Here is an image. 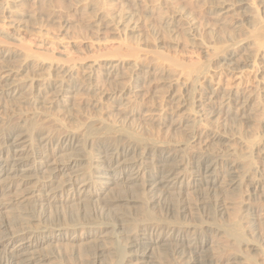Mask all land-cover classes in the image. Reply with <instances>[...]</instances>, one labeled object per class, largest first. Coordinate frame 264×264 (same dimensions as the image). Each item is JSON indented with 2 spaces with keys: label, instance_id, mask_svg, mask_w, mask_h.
I'll use <instances>...</instances> for the list:
<instances>
[{
  "label": "bare ground",
  "instance_id": "6f19581e",
  "mask_svg": "<svg viewBox=\"0 0 264 264\" xmlns=\"http://www.w3.org/2000/svg\"><path fill=\"white\" fill-rule=\"evenodd\" d=\"M62 1L63 0H61V2ZM97 1H94V2L97 3ZM105 1L106 0H102V2H105ZM164 1H166V0H164ZM215 1H217V0H215ZM221 1L220 2L222 4H220L219 7L217 6L218 14H219V12H223L225 14H230V16H235L241 10H244V9L245 10H251L252 8H254L253 5L256 4L255 1L260 2V4L261 3L264 4V0H233L231 3H229L227 0H221ZM54 2L56 4L57 1L55 0ZM58 2H59V0H58ZM68 2H70V1H68ZM81 2H79V3L81 4ZM85 2H87V0ZM102 2L100 3L98 1L99 4H102ZM197 2H199V0ZM202 2H204V1H202ZM82 3L84 4V2H82ZM88 3H89V1H88ZM105 3H107V2H105ZM109 3L106 5H109ZM174 3H176V2H174ZM174 3H172V4H174ZM186 3H185V5H186ZM204 3H202V4H204ZM178 4H176V5H178ZM202 4H200V6H203ZM216 4H219V3H216ZM260 4H258V6ZM1 5L3 6L2 2H1ZM170 5H171V3H170ZM174 7H171V8H174ZM38 8H40V7H38ZM94 8H95V6H94ZM255 8H258V7H255ZM69 9H70V7H69ZM174 9H171V10H174ZM64 10H65V8H64ZM102 10H100V11H102ZM122 10H123V8H122ZM177 10H178V7H177ZM175 11H176V9H175ZM0 12H2V11H0ZM11 12H13V11H11ZM14 12H17V11L14 10ZM59 12H61V11H59ZM109 12L110 11H108L107 13H109ZM191 12H193V11H191ZM257 12H259V10ZM262 12H264V8H262ZM51 13H53V12L51 11ZM178 13H179V11H178ZM178 13H177V15H178ZM254 13H256V11ZM189 14L192 15V13H190V12H189ZM198 14H197V16H198ZM260 14L261 13H259V15ZM82 15H84V14H82ZM170 15H172V14H170ZM187 15H188V12H187ZM252 15H253V13H252ZM256 15H258V14H255L254 16H256ZM88 16H89V14H88ZM92 16H91V18H92ZM167 16H168V14H167ZM181 16H183V18H184V15L180 14V18H182ZM193 16H194V14H193ZM254 16H252V17L250 16L252 18V20L254 19V21L255 20L257 21L259 19L258 17H260V16H258V17L256 16V18H257L256 19ZM80 19H82V18H80ZM108 19H109V17H108ZM114 20H113V22L107 21L108 25L106 24L107 27L105 26V28L110 27V28H113L114 30H117V26L115 25L117 23L111 24V23H114ZM172 20H173V18H169L168 20L165 21L167 26L169 25L170 22H172ZM258 21L260 22L262 20H258ZM259 22H257V23H259ZM192 24H193V22H192ZM226 24H228V23H226ZM224 25H222V26H224ZM96 26H99V25H96ZM181 27H182V25H181ZM96 28L99 32V31H102L101 29L103 28V26H102V28H99V27H96ZM222 29H224V28H221V30ZM126 30H128V29H126ZM119 31H120V29H119ZM225 31H226V29L224 30V32ZM206 32H208V31H206ZM227 32H229V31H227ZM248 34H249V32H248ZM251 34H252V36H250ZM251 34L249 35L251 38L250 37L249 38L253 40L252 44L251 43H245V42H244V44L238 43L236 45H233L232 47L230 46L229 48L228 47L226 48V46L224 45L227 51H225V53L223 54L224 56H222V59L219 61V64L222 67L221 69L224 68L226 70L236 72V71H239L243 68H251V69L255 68L256 69V67H257V70L259 71V65L263 64L264 58L261 57L263 59V62H261V64L259 61H257L258 62L257 63L256 59L258 58V55H257L258 53L257 54H255L254 52L251 53V54L254 53L255 58L257 55V58L253 60V58H254V57H252L253 55L251 56L250 54H248L249 53L248 48H250L251 51H253L252 50L253 47L256 48L257 51L260 48H262V50L264 49V25H260L259 28L257 29V31H255L253 33L251 32ZM210 39H212V38H210ZM227 40H229V39L227 38ZM246 45H248V46H246ZM222 46H220V47H222ZM0 47H1V44H0ZM27 48H28V46H27ZM27 48H24L25 51L23 49H20V50L24 51L23 56H20V55L18 56V57H21L20 60L24 63L23 64L21 62V64L25 65L26 69H28L32 65H35V67H40L41 64H39L40 63L39 61L43 60V63H45L46 61L44 62V60H47L49 62V64L46 66L44 64H42V66L44 65L43 68L48 73V75H47L48 78L44 79V82H42V83H39L38 81H36L37 77L34 78L35 80L31 79L32 81L29 80L30 82H26V83H23V82L19 83V84H17V83L14 84V82L9 83V81L11 80V77L15 75L14 72H12V69H10V66H12L11 63L14 64V62L16 60L11 58V57H8L9 54L6 55V53H3V51H2V53L0 52V103L5 102V101L7 102V100H10V101L15 100L18 102V104L20 106L32 105L35 107L37 105H40L42 107H46L47 105H49V107H46L43 109L44 110L46 109V111L48 110L49 112L59 113L61 111V108H65V104H67V101L69 100V97L67 95H69L70 93L77 92L75 94L81 93V95L84 94L85 96H88V97L90 95H96L98 98L99 97L98 95H100V94L103 95V92H101V90H100L101 87L99 88V86H100L99 83L100 82L106 83L107 80H109L110 78L113 77V74L110 75V73L108 72L107 74L105 73L106 75L105 74L103 75L105 77V80L104 79L98 80L99 77L95 78L94 75L96 73H94V72H98L97 70L102 64H100L97 69L95 68L96 67L95 64H90L87 67H84L83 74L85 71H88V72L87 73L85 72V75L82 79L73 73L74 75H76L78 77V79H77L78 81H76L77 77L71 73L74 65H73V67H71L69 65L71 67V68L69 67V69H67V66H65L66 68H63L60 62H58V63L61 66L59 64H57L56 58L54 60H52L53 58L51 55H50L51 57H48L47 54L43 55V53L42 54L40 53V55H38V54H36L37 52L32 53L33 50L30 51ZM225 48H224V50H225ZM17 50H19V49H17ZM219 50L217 49V51H219L217 53L221 52V48H219ZM224 50L222 47V51H224ZM128 51H129V53H127L128 58L137 56V55H135L136 50L134 51L133 49H130ZM221 54H222V52H221ZM129 55H130V57H129ZM158 55H160V54H158ZM245 55L247 57H244ZM105 56L106 55H104V57H102V60L108 58V56H106V58H105ZM248 56H251V57H248ZM137 58H138V56H137ZM157 58H158V56H157ZM159 58L163 59V60L166 59V58H164V56L162 54L159 56ZM109 59H111V56H109ZM109 59L105 60V62H104L105 64L104 63L103 64L106 67H107V65H109L108 69H109V67H111L110 69L114 68L117 71V69L119 68V65H120L119 61L122 60V58H120V60L118 59L119 61L116 59L117 62H115L114 59H113L114 61L112 59H111L112 61L111 60L109 61ZM160 59H159V61H160ZM17 61H18V59H17ZM124 61H122V62H124ZM144 61H146V60H144ZM69 62H67V63L69 64ZM78 62H79V64L81 63V61H78ZM137 62H139V61H137ZM64 63H65V61H64ZM72 63L74 64L75 61L73 62V60H72ZM95 63L97 64V61H95ZM170 63H171V65L174 66V68H176V67H177L176 69L180 68L179 70L182 71L181 75L182 76L184 75V77L186 76L187 79H192V80H189L187 82L193 81V84H194V82L197 83V80L199 79L198 77H200L199 75H201L203 72V68L200 67V65L194 66V63L191 65L190 64L186 65L185 63L184 64L178 63V61H176V60L172 61ZM9 64H11V65L8 66ZM82 64H84V63H82ZM133 66H135V70H140V68L138 67L137 64L136 65L134 64ZM196 66H197V68H195ZM75 67H76V65H75ZM122 67H123V64H122ZM140 67H141V64H140ZM205 67H206V65H205ZM35 69H33V71ZM133 69H134V67H133ZM143 69L141 68V71H142L141 73H139V72L136 74L133 73L135 75H130L132 73H129L128 75L126 74L127 76H124L123 74H122V76L114 75V78L117 80L115 82H119L116 84H120L122 82V85L124 87L130 86V87H132V89H133V87L138 88V86H140V84L142 82H144V78H146L148 76H153V75H147L150 73L148 71V69H147V71H143ZM131 70H132V68H131ZM131 70H129V71H131ZM37 71H39V69H37ZM133 71H131V72H133ZM92 72L94 73V75L92 74ZM102 73H101V75H102ZM138 74H142V75L140 76ZM194 74H195V76L196 75L197 76L195 78H192V75H194ZM34 77H35V75H34ZM112 82H114V80H112ZM177 82H178V80H177ZM108 83L110 84L111 81H109ZM184 83L182 84L183 86H184ZM116 84H114V85H116ZM193 84H191V85H193ZM199 84L200 83H198V85ZM172 85H174V84H172ZM101 86H102V84H101ZM196 86H195V88H194V85H193V87L191 86L192 89H189V87L187 86L188 89H184L187 92H189L187 94H189V96L191 95L193 101L196 98H198V100H195V101H197L196 102L197 104L195 105V107L193 105H191V106H193L194 109H198L197 112L198 111L199 112L202 111V113L206 112L210 116L214 115V114L215 115L219 114V116H220L222 113L223 114L229 113L231 115L239 117L245 112L244 110H246V107H248V105L252 99V96H251L252 94L247 95L244 93H239V91L237 93L235 92L233 94L231 92H226V91L219 92V91H215L214 89H213L214 91L212 89L209 90V87L205 88V87H203L204 85L200 88H198V87L196 88ZM206 86H208V85H206ZM118 87H120V85H118ZM123 88H122V90H123ZM127 88H129V87H127ZM119 90H121V89H119ZM129 91H130V89H129ZM129 91H128V93H129ZM177 92H180V91L178 90ZM183 92H185V91H183ZM122 93H124V92L121 91L120 94H122ZM81 95H79V96L81 97ZM185 95L186 94H184V93H180L179 96H181L183 98L186 97L188 100L189 98ZM65 96L68 97V100L64 99ZM76 96H78V95H76ZM173 96H175V95H173ZM116 97L117 96H113V98H115V100H117ZM92 98H93V96H92ZM185 99H183V100L185 101ZM180 100L181 99L179 98V102H180ZM256 100H257V98H256ZM193 101L191 104H194ZM260 103H262V102H259V101L256 102V104L263 111L264 106L261 105ZM160 105H162V104H160ZM257 105H256V107H257ZM183 106H185V107L188 106V108H189L188 104L183 105ZM88 107H89V105H88ZM180 107L182 108V106H180ZM193 107H192V109H193ZM21 108L23 109V107H21ZM179 108H178V110H180ZM166 109H168V108H166ZM186 109H187V107H186ZM1 110H2V108H1ZM62 110H64V109H62ZM91 110H93V109H91ZM14 111L12 113H14L15 116L19 114V113H17V110H14ZM189 111H192V110L191 109L188 110V113H189ZM68 112H69V110H68ZM161 112H162V110H161ZM61 113H63V112H61ZM66 113H67V111H66ZM190 113H189V115H190ZM195 113H196V110H195ZM52 114H54V113H52ZM197 114H196V116H197ZM263 114H264V112H263ZM26 115H27V113L24 114V116H26ZM45 115H48V114H45ZM156 115H157V113H156ZM199 115L201 116V113ZM208 115H206V116H208ZM86 116H88V115H86ZM204 116L205 115L203 114V118H204ZM10 117H13V116H10ZM82 117H84V116H82ZM18 118L20 119L21 117L17 116L16 119H18ZM36 118H38V116H34V117H30V118H28V117L23 118L22 117L20 123L17 122L18 124H16L14 122L15 125H14V123L11 125H5L6 123L4 124L3 120L0 118L2 120V121L0 120V264H47L50 260L55 258L54 255L47 254L46 252H44V250L47 247H50L53 244H56L57 242H62V241L66 242L65 244H67L66 245L67 247H71V245L74 246L75 243H78V242L82 243V242L90 240V239H92L93 243H94L92 250H90L91 248L89 250L87 249L88 251H87L85 256L79 258L75 263L71 262V264H102V260L106 257V256H104V254L109 252V251H108V248H106V246L99 245L98 242H100V241H98V240L99 239H105L108 236H111V238L113 237V240L116 241L119 238L118 234H120L122 230H124V232L127 235L123 234V235H125V238L123 237L124 238V244H123L124 246L120 248V251L116 250V251H118V253L114 252L117 254V258H116L117 261L115 260L116 261V262H114L115 264H202L203 261H201V260H204L205 258H207V260H205L204 263L209 262L208 264H211L212 259H213L211 257V255L209 257H207V255L205 257V255H204V253L206 252V251H204V246L206 244L207 239L205 241H203L206 237L205 238L203 237L204 238L203 240H201V238H200L202 236V234H204L205 232L210 231V230L207 229L206 231L205 230L203 231V230L196 229L193 227H190V228L186 227L187 225L186 226H184L185 224L182 225V223L178 222L179 221L178 219L180 218L181 215H184V214L186 215V213L189 212L190 210H193L196 208L198 210V208L200 207L199 203H202L203 201H208V200L213 202V210H214L213 214L216 215V213L224 212L227 209L226 203H224V201H218V199H217V201L213 200L212 199L213 197H217L216 193L213 194L215 196L210 195L211 194L210 192H215L213 189H214V187H216V184L218 183L219 178H221V183L225 186V188H227V189L233 188L234 190L238 191L237 193H239V191L240 192L242 191L243 193L247 194L246 196H248L250 198H251V195H254L253 192L258 191V189L260 190V188H261L260 187L261 185L259 186L257 184V182L255 183L254 181L252 182V181L248 180V173L250 171L248 173L244 172L246 169L244 166L248 167L252 161L251 162L249 161L250 163L247 162L246 163L247 165L244 164L243 166H242V163L245 162L246 159L248 161L249 157H246L244 155L246 157L245 161L243 160V162L241 163L240 161H238V159L234 158V156L236 155L237 158H239L242 161V159H241L242 156L240 155L241 158L238 157V155L235 154L236 150L234 148H231V150H233V149L235 150L233 152L234 154L233 153L224 154V153H226V152H224L226 150V148H225V150H222L224 152L223 154H219L218 153L219 151L216 152L218 154H215V153L213 154L210 152L208 153L206 151L205 152L203 151L204 147L202 148V145H205L207 143V141L210 142L212 140H218V141L228 143L231 141V138L227 139V138H223V137H219V136H213L212 140H208V137L205 139V138H203L204 133L202 134L201 130L199 128L198 129L200 131L198 129L194 128V127H196V125L195 126L192 125V126H194L193 127L194 129L193 130L191 129L192 131H189L190 133H189V136H187L186 142L183 143L182 141H180V142H182L181 144L176 143L174 145L175 142L173 144L167 142L166 139L164 138V136H166V135H162L158 130H156L157 132H155V135H153L152 139H150L148 142H144V140L138 139L139 136H137V135H134V134L128 133V132H124V129H123V131H121L120 130L121 128L119 129L117 126H115L116 128L114 126H111V125H113L112 123H114L115 121H113L111 123V125H107L108 123H106L107 122L106 118H105L106 120L104 123L102 122L103 119L97 120V118H96L95 120L92 119V120H89L88 122H85V124L80 123L79 126H76L75 128L72 127V129H70L69 127H67V124L64 122L66 120H64V119L59 120V119H56V117H55L56 120H55V122L53 121L55 123V124L53 123L54 126L52 124L51 125L53 127L50 125L53 129L52 130L46 129L47 131H45L44 128H42L40 125L39 126L41 128L38 127V125L35 122ZM65 118H66V116H65ZM101 118H102V116H101ZM66 119H68V118H66ZM115 119H116V117H115ZM201 119H200V121H202ZM52 120L53 119H51V121ZM175 120H177V119H175ZM47 121L45 120V122H47ZM71 121H72V119H71ZM8 122H10V120H8ZM82 122H84V121H82ZM133 122H134V120H133ZM151 122H153V121H151ZM158 124L160 126V123H158ZM193 124H195V123H193ZM115 125H116V123H115ZM258 125H260V124H258ZM171 126H170V128H171ZM151 127H152V125H151ZM160 127H163V126H160ZM167 127H169V125ZM209 127H211V126H209ZM117 128H118V130H117ZM158 129H160V128H158ZM162 130L164 131V129H162ZM239 133H238V135H239ZM168 135L169 134H167V137H169ZM232 135H234V134H232ZM142 137H145V135H143ZM241 138H242V136H241ZM203 139H205V140H203ZM241 141H242V143H244L243 140H241ZM247 142L250 146L255 145V147H258L257 146L258 142L255 143L254 141H252V139L251 140L249 139V141H247ZM211 143H213V142H211ZM227 145H229V144H227ZM255 147H254V149H255ZM245 148L246 147H244V149ZM230 152H232V151H230ZM248 155H250V154H248ZM243 159H244V157H243ZM148 160H149V162H148ZM79 166H84V167L81 171L79 169H78V171H75V170H77L76 168ZM253 166H255V165H253ZM261 173H263V172H261ZM189 180H191L190 183H189ZM110 184H111V186L118 188V191H117V189H116V191H113L114 193L111 195V197H109L107 199H103V200L100 199L99 198L100 197V195H99L100 191L103 190V188L105 186L110 185ZM182 184H185L186 188H189L191 190H196L198 192V194L195 197L193 196L194 197L193 200L191 199V201H187V200H183L181 198V195L178 191L179 190L178 188ZM130 185L133 187H129ZM256 185H258V188L256 187ZM100 187H102V188H100ZM221 188H222V186H221ZM175 190H177L178 192H176ZM174 191H175L176 195L172 193ZM261 193H263V192L261 191ZM174 195H175V197H174ZM167 198H171V199H167ZM74 202H78L79 204H81V208L78 209V211L76 210V213H74L75 211L72 212L73 210L71 212L63 210V208L66 205L72 204ZM138 204L142 205L144 207V209L142 208L141 212L139 211L140 214L137 215V217H136V215H134L132 217V215L126 214L124 212V210H126L125 208H129V207L132 208L134 205H138ZM58 206H60V208H62V210L59 211ZM140 208H139V210H140ZM156 208L157 209L159 208L158 209L159 211H157L158 213L155 212V210H157ZM136 210H137V208H136ZM6 212H8L10 214V217L9 216L6 217L3 215V213L7 214ZM190 214H191V212H190ZM138 217L139 218L141 217V220L137 219ZM234 219H236V218H233L232 221ZM236 221H237V219H236ZM194 223H196V222H194ZM234 223H233V228H231V230H229V232H228L227 228H225L227 231L226 230H224V231L229 233L230 237H229V235H227V234L226 235L231 239L232 243H234V246L239 247L242 243H245V240L248 237L245 239V236H243L244 233L242 234V232H239V231H241L240 225L238 226L239 223L238 224L237 223L234 224ZM231 224H232V222H231ZM221 229H223V228H221ZM185 238H189V240H187V239L185 240ZM244 245L248 246V242L246 241V243ZM255 245H256V242H255ZM257 246H258V244H257ZM262 249H263V247H262ZM226 250H227V248H226ZM152 251H154L155 253H157V251L158 252L160 251L161 254H157V256L154 254L156 257V259H155ZM238 251H240V250H238ZM235 252H236V250H235ZM217 253H219V252H217ZM211 254H213V253L211 252ZM158 255L160 257H158ZM203 255H204V257H203ZM235 255H237V254H235ZM213 257H215V256H213ZM248 259H249V256H248ZM256 259H258V257ZM57 260H56V262H58ZM73 260L74 259H71V261H73ZM105 260H107V259H105ZM108 260H110V259H108ZM250 260L251 259H249V261ZM226 261H224V262L227 263L228 261L227 262ZM106 262H108V261H106ZM219 262H220V260H219ZM251 262H252V260H251ZM67 263L69 264L68 261H67ZM235 263H237V262H235ZM216 264H218V263L216 262ZM254 264H257V263L255 262ZM258 264H260V263H258ZM261 264H264V263H261Z\"/></svg>",
  "mask_w": 264,
  "mask_h": 264
},
{
  "label": "rangeland",
  "instance_id": "374dc122",
  "mask_svg": "<svg viewBox=\"0 0 264 264\" xmlns=\"http://www.w3.org/2000/svg\"><path fill=\"white\" fill-rule=\"evenodd\" d=\"M54 1L55 0H5V1L0 0V9H1L0 11H2V12H0V44H1L0 52L2 53V51H3V53H6V55L9 54L8 57H11V58L16 60L15 61L16 63L15 62H14V64L11 63L12 66H10L11 64L8 65V66H10V69H12V72H14V74H15L14 76L11 77V80L9 81V83L10 82H14V84H16V83L19 84L22 82L26 83V82L32 81L31 79L35 80L34 78H36V77H37L36 81H38L39 83H42V82H44V79L48 78V76H47L48 73L43 68L44 65L46 66L49 64V62L47 60H44V62L45 61L46 62L43 63V60L40 59L41 61H39L40 62L39 64H41L40 65L41 68L35 67V65H32L34 68L31 66L28 69H26V66L23 65L24 63L20 60L21 57H18V56L19 55L23 56L24 51H25L24 48H27V46H28L27 49H29L30 51L33 50L32 53L37 52L36 54H38V55H40V53L41 54L43 53V55L47 54L48 57L52 56V58H53V59L51 58L52 60H54L56 58L57 64H59L58 62H60L63 68H66L65 66H67V69H69L70 66L73 67V65H74L71 73L76 74L81 79L84 77L85 72L86 73L88 72V71H85L83 74L84 67H87L90 64H95L96 69L99 67L100 64H102L100 66L101 68L100 67L98 68V70H97L98 72H94V73H96L95 74L96 76L92 72V74L94 75L95 78L99 77L98 80L99 79L105 80V77L103 75L105 73L107 74L108 72L110 73V75L113 74V77L110 78L109 80H107L106 83H101V82L99 83L100 84L99 88L100 87L102 88V89L100 88V90H101V92H103V95H104V96L102 94L98 95L101 99L99 97L97 98L96 95H90L88 97V96H85L84 94L81 95V93L75 94L77 92L70 93L71 95L70 94L67 95L69 97V100H68L67 96L64 97V99L68 100L69 102L67 101V104H65V108H61V111L59 113L49 112L48 110L46 111V109L45 110L43 109V108L49 107V105H47L46 107H42L40 105H37L34 107L32 105L20 106L18 104V102L15 100H12L13 102L10 100H7V102L6 101L1 102L2 104L0 103V110L2 108L3 111L2 110L0 111V118L2 119L4 117L2 119L4 124L6 123L5 125H11L14 122L16 124H18L21 122L22 117L23 118L24 117L30 118V117L38 116V118L35 119L36 124L38 125V127L41 126L42 128H44L45 131H47L49 129H51V130L53 129L52 127L54 126V124H55L54 122L56 119L66 120V121H64V120L63 121L67 124V127L72 129V127L75 128L76 126H79L80 123L85 124V122H88L89 120H92V119L95 120L97 118V120L103 119V121H102L103 123L107 119L106 120L107 121L106 123H108L107 125H111V123L113 121H115L114 123H112L113 125H111V126H114V127L117 126L119 129L121 128L120 129L121 131H123V129H124V132H128V133H132L134 135H137V136H139L138 139L144 140V142H148L150 139H152L153 135H155V132H157L156 130H158L162 135H166V136H164V138L166 139L167 142H169L171 144H173L175 142L174 145L176 143L181 144L182 142L183 143L186 142L187 136H189V133H190L189 131H192L194 128H196V129L199 128L201 130V133L202 134L204 133L203 138L206 139L208 137V140H212L213 136H219V137H223V138H227V139L231 138V141L228 143L218 141V140H212L210 142L207 141V143L205 145H202V148L204 147L203 151L204 152L206 151L208 153L210 152L213 154L214 153L215 154H218V153L223 154L224 152H226L224 154H230L236 150L235 154H237L238 157H240V158L242 156V158H241L242 161L239 158H237L236 155L234 156V158L238 159V161H240L241 163L243 162V160L245 161L246 157H249L248 161L246 159V161L242 163V166H243L247 162L250 163L252 161L250 165L248 164L249 165L248 167L244 166L246 169L243 167L245 169L244 172L248 173L250 171L248 173V180H250L252 182L254 181L255 183L257 182V184L259 186L261 185L260 190L263 193H261V191L258 189V191L253 192L254 195H251V198H250V197L246 196L247 194L243 193L242 191L241 192L239 191V193H237L238 191L234 190L233 188L232 189L225 188V186L221 183V178H219V181L216 184V187H214V189H213L215 192H210L211 193L210 195L215 196L213 194L216 193L217 197H213L212 199L215 201H217V199H218V201H224V203H226L227 209L224 211L225 213L224 212L216 213L217 216L215 214H213L214 213L213 202L208 200V201H203L202 203H199L200 207L198 208V210L196 208V209H193V210H190L189 212H187L186 215L185 214L181 215L180 218L178 219L179 220L178 222L182 223V225L185 224L184 226L187 225L186 227H189V228L193 227V228L200 229L203 231L204 230L206 231L207 229L210 230V231H207L204 234H202V236L200 238H201V240H203L206 237L203 241H205L207 239L206 244L204 246V251H206L207 253L205 252L206 254L204 253V255H205V257H206V255H207V257H209L211 255V257L213 258L211 264H214V263L216 264V262L218 264H227V263L228 264H247V263L248 264H254L255 262L257 264L258 263H260V264L264 263V191H263L264 190L263 189L264 188V150H263L264 149V114H263L264 110L262 111V109H260V107L256 104V102L259 101V102H262L263 104L262 103H260V104L264 106V62L262 59V58H264V49L262 50V48H260L257 51L256 48L251 47L253 50V51H251V49L248 48V50H249L248 54H250L251 56L253 55L252 56V57H254L253 60L256 59L257 55H258L256 62L259 61L260 64H261V62H263V64L259 65V71L260 72L257 70V67H256V69L255 68H253V69L243 68L239 71L233 72V71L226 70L224 68L221 69L222 67L219 64V61L222 59V56H224L223 54L225 53V51H227L226 50L227 47L228 48L230 46L232 47L233 45H236L238 43L244 44V42L245 43H251V44L253 43V40L250 39L251 38L250 36H252L251 32L253 33L255 31H257V29L259 28L260 25H264V17H263L264 12H262V8H264V4L263 3L260 4V2L255 1L256 4L254 3L255 4V5H253L254 8H252L251 10H245L244 9V10H241L235 16H230V14H225L223 12H219V14H218L217 6L219 7V5L222 4L221 0H217V1L208 0L209 2L207 0H199V2H197L198 0H191V1L190 0L189 1L188 0L187 1L186 0H175V1L174 0H170V1L169 0H166V1H164V0H106L105 2H107V3L102 2V0H98L100 3L102 2V4H99L97 0H91V1L87 0V2H85L86 0L85 1L84 0H63L62 2H61V0H59V2H58V0H56L57 5L55 4ZM68 1H70V2H68ZM81 1L84 2V4ZM88 1H89V3L90 2L91 3L89 4ZM94 1H97V3ZM202 1H204L205 3ZM227 1L229 3H231L233 0H227ZM1 2H2L3 6L1 5ZM79 2H81V4ZM174 2H176V3H174ZM108 3H109V5H106ZM170 3H171V5H170ZM172 3H174L175 5ZM185 3H186V5H185ZM202 3H204V4H202ZM216 3H219V4H216ZM176 4H178V5H176ZM200 4H202L203 6H200ZM258 4H260V5L258 6ZM94 6H95V8H94ZM107 6L108 7L110 6V7L108 8ZM38 7H40V8H38ZM69 7H70V9H69ZM171 7H174L176 9V11L174 8H171ZM177 7H178V10H177ZM255 7H258V8H255ZM64 8H65V10H64ZM122 8H123V10H122ZM170 8L174 9V10H171ZM57 9L61 12H59ZM10 10L13 12H11ZM14 10L17 12H14ZM100 10H102V11H100ZM254 10L256 11V13H254L255 12ZM258 10H259V12H257ZM51 11L53 13H51ZM108 11H110L111 13L110 12L107 13ZM178 11H179V13H178ZM191 11H193V12H191ZM187 12H188V15L190 17L187 15ZM189 12L192 13V15L189 14ZM169 13L172 15H170ZM177 13H178V15H177ZM252 13H253V15H252ZM259 13H261V14L259 15ZM82 14H84V15H82ZM88 14L90 17L88 16ZM167 14H168V16H167ZM180 14L184 15V18H183V16H181L182 18H180ZM193 14L195 17L193 16ZM197 14L199 17L197 16ZM255 14H258V15H256L257 17L260 16V17H258L259 18L258 20H262V21L259 22L258 20L257 21L255 20L256 21L255 22L254 19L252 20L251 17L254 16ZM91 16H92V18H91ZM256 16H254V17L256 18ZM108 17H109V19H108ZM80 18H82V19H80ZM169 18H173L174 21L172 20V22H170L169 25L167 26L165 21L168 20ZM113 20H114V23H111V24L117 23L118 25L117 24H115V25L117 26L118 31L120 29L119 32L117 30H114L113 28H110V27L105 28L106 24L108 22H113ZM191 21L193 22L194 25L192 24ZM257 22H259V23H257ZM226 23H228V24H226ZM180 24L182 25V27ZM96 25H99V26H96ZM222 25H224V26H222ZM102 26H103V28H102ZM96 27L102 28L101 29L102 31L98 32ZM221 28H224V29H222L223 31L221 30ZM126 29H128V30H126ZM225 29H226V31L224 32ZM206 31H208V32H206ZM227 31H229V32H227ZM248 32H249V34H248ZM210 38H212V39H210ZM227 38L229 40H227ZM224 45L226 46V48ZM220 46L223 47V50L225 48V50L222 51V47H220ZM246 46H248V45H246ZM218 47L221 48L222 54H221V52L217 53L220 51ZM17 49H19V50H17ZM20 49H23L24 51L20 50ZM130 49H133L134 51L136 50L135 55H137L138 58H137V56H135V57L137 59L135 57H131V58L127 57L128 56L127 53H129L128 50H130ZM217 49L219 51H217ZM252 52H254L255 54L258 53L256 55V58H255L254 53L251 54ZM158 54H160V55L162 54L164 56V58H166V59L165 60L160 59L159 58L160 55H158ZM104 55L108 56V58L103 59L104 60L103 61L102 57H104ZM106 56H105V58H106ZM109 56H111V59L112 60L114 59L115 62H117L116 59L120 60V58H122V60H120V61L118 60L120 62V65L118 64L119 68L117 69V71L114 68L110 69L111 67H109V69H108L109 65H107V67L104 65L105 60H108ZM157 56H158V58H157ZM251 56H248V57H251ZM129 57H130V55H129ZM244 57H247V56L245 55ZM17 59H18V61H17ZM111 59H109V61ZM159 59H160V61H159ZM72 60H73V62L75 61L74 64L72 63ZM144 60H146V61H144ZM175 60L178 61V63H182V64L185 63L186 65L187 64L191 65L194 63V66L200 65V67L203 68V72L201 74L202 76L199 75L200 77H198L199 79L197 80V83L194 82V84H193V81L187 82V81L192 80V79H187V77L186 76L184 77V75L182 76L181 75L182 71L179 70L180 68L176 69L177 67L174 68V66L171 65L170 62L175 61ZM64 61H65V63H64ZM78 61H81V63L79 64ZM95 61H97L98 65L95 63ZM122 61H124V62H122ZM137 61H139V62H137ZM21 62L23 64H21ZM67 62H69V64ZM82 63H84V64H82ZM42 64H44V65L42 66ZM122 64H123V67H122ZM134 64L135 65L137 64L138 67L140 68V70H135V66H133ZM140 64H141V67H140ZM75 65H76V67H75ZM205 65H206V67H205ZM132 66L134 67V69ZM197 66L195 68H197ZM131 68H132V70H131ZM141 68L142 69L144 68L143 71H147V69H148V71L150 73L152 72L153 74L149 73L147 75H153V76H148V77H146L147 79L144 78V82H142L140 84V86H138V88L136 87L137 89L134 87L132 89V87H130V86L124 87L122 85V82L120 84H116L119 82H115L117 80L114 78V75L122 76V74H123L124 76H127L129 73H132L130 75H135L138 72L139 73L142 72ZM33 69H35V70L33 71ZM37 69H39V71H37ZM129 70H131V71L134 70V71L131 72ZM101 73H102V75H101ZM133 73H135V74H133ZM34 75H35V77H34ZM76 75H74V76H76ZM138 75L141 76L142 74H138ZM196 76L194 74V75H192V78H195ZM78 77L76 78V81H78L77 80ZM184 79L185 80L187 79V80L185 81ZM112 80H114L115 83L112 82ZM177 80H178V82H177ZM109 81H111L110 84L108 83ZM183 83H184V86L182 85ZM190 83L194 85V88L196 85H197L196 88L197 87L200 88L204 85L203 87H205V88L209 87V90L214 89L215 91H219V92L226 91V92H231L234 94L235 92L237 93L239 91V93H244L247 95L252 94L251 95L252 99H251V102L249 103L248 107H246V110H244L245 112L239 117H236V116L231 115L229 113L228 114L222 113L220 116H219V114H217V115L214 114V115L210 116L206 112H203V113H202V111L197 112L198 109H194L195 105L197 104L196 103L197 101H195V100H198V98H196L194 100L195 101L194 102L192 100L191 95L189 96V94H187L189 92L184 90V89H188V87H189V89H192L191 86L193 87V85H191ZM198 83H200L199 84L200 86L198 85ZM101 84H102V86H101ZM114 84H116V85H114ZM172 84H174V85H172ZM118 85H120V87H118ZM206 85H208V86H206ZM127 87H129V88H127ZM122 88H123V90H122ZM119 89H121V90H119ZM129 89H130V91H129ZM177 89L180 92H177L178 91ZM121 91H123L124 93L120 94ZM128 91H129V93H128ZM183 91H185L186 93ZM180 93L186 94L185 96H187L189 99L187 100L186 97H185L186 98L185 99V98L179 96ZM172 94L175 96H173ZM76 95H78V96H76ZM79 95H81V97ZM92 96H93V98H92ZM113 96H117L116 97L117 100H115V98H113ZM179 98L182 101L180 100V102H179ZM256 98H257V100H256ZM183 99H185V101ZM192 101L194 104H191ZM186 103L189 105V108H188V106H186L187 109L185 106H183V105H187ZM160 104H162L163 106ZM88 105H89V107H88ZM179 105L182 106V108ZM191 105H193L194 107ZM256 105H257V107H256ZM21 107H23V109ZM192 107L194 110L192 109ZM166 108H168V109H166ZM178 108L180 110H178ZM62 109H64V110H62ZM91 109H93V110H91ZM190 109L192 111H189V113L191 112L189 115L188 110H190ZM14 110H17V113H19V114L15 116V114L12 113ZM68 110H69V112H68ZM161 110L163 113L161 112ZM195 110H196V113H195ZM66 111H67V113H66ZM61 112H63V113H61ZM25 113H27L26 116H24ZM52 113H54V114H52ZM156 113L158 116L156 115ZM200 113H201V116L199 115ZM45 114H48V115H45ZM196 114H197V116L199 115L198 116L199 118L196 116ZM203 114L205 115L204 118H203ZM86 115H88V116H86ZM206 115H208V116H206ZM10 116H13V117H10ZM17 116L21 117V118L16 119ZM65 116L68 119H66ZM82 116H84V117H82ZM101 116H102V118H101ZM55 117H56V119H55ZM115 117H116V119H115ZM51 119H53V120L51 121ZM71 119H72V121H71ZM175 119H177V120H175ZM200 119L202 121H200ZM8 120H10V122H8ZM45 120L46 121L48 120V121L45 122ZM133 120H134V122H133ZM82 121H84V122H82ZM151 121H153V122H151ZM15 123H14V125H15ZM115 123H116V125H115ZM158 123H160V126H163V127H160ZM193 123H195V124H193ZM150 124L152 125V127ZM258 124H260V125H258ZM168 125H169V127H167ZM192 125H194V126L196 125V127H194ZM170 126H171V128H170ZM209 126H211V127H209ZM118 128H117V130H118ZM158 128H160V129L162 128V129H164V131L161 129L163 131L162 132ZM238 133H239V135H238ZM167 134H169L168 136L170 138L167 137ZM232 134H234V135H232ZM141 135L142 136L145 135V137H142ZM241 136L243 139L241 138ZM205 139H203V140H205ZM249 139L250 140L252 139V141H254L255 143L258 142L257 143L258 147H255V145L250 146L247 142V141H249ZM241 140H243L244 143H242ZM180 141H182V142H180ZM211 142H213V143H211ZM227 144H229V145H227ZM244 147H246V148L244 149ZM254 147H255V149H254ZM225 148L227 151L225 150ZM231 148H234L235 150L234 149L231 150ZM222 150H225V151L223 152ZM230 151H232V152H230ZM216 152H218V153H216ZM248 154H250V155H248ZM243 157H244V159H243ZM148 162H149V160H148ZM253 165H255V166H253ZM83 167L84 166H79L76 168L77 170H75V169L74 170L78 171V169H79L81 171L83 169ZM261 172H263V173H261ZM190 181L191 180H189V183H190ZM220 185L222 186V188ZM258 185H256L257 188H258ZM129 187H133V186L130 185ZM100 188H102V187H100ZM116 189L118 191V188L111 186V184L105 186L103 188V190L100 191V194H99L100 197L99 198L103 200V199H107V198L111 197V195L114 193L113 191H116ZM178 189H179L178 191L181 195V198L183 200L191 201V199L193 200L194 197L198 194V192L196 190H191L189 188H186L185 184H182ZM175 191L178 192L177 190H175ZM175 191L172 193L176 195ZM175 195H174V197H175ZM167 199H171V198H167ZM133 207L132 208L129 207L130 209L125 208L127 211L124 210V212L126 214L132 215V217L134 215H136V217H137V215L140 214L141 209L142 208L144 209V207L140 204L134 205ZM64 208H63L64 211L71 212L73 210L72 212L75 211L74 213H76V210L78 211V209L81 208V204H79L78 202H74L72 204L66 205ZM136 208H137V210H136ZM139 208H140V210H139ZM58 209H59V211L62 210V208H60V206H58ZM158 209L155 210V212L159 211ZM190 212H191V214H190ZM6 213L7 214L3 213V215L6 217L7 216L10 217V214L8 212H6ZM232 217L236 218L237 221H236V219H234L236 222L234 220L232 221V219H233ZM137 219L141 220V217L140 218L138 217ZM194 222H196V223H194ZM231 222H232V224H231ZM234 222L237 224L239 223L238 226L240 225V227H241V231H239V232H242V234L244 233L243 236H245V239L248 237L245 240V243H246V241L248 242V246L244 245L245 243H242L240 245L241 247L240 246L239 247L234 246V243H232L231 239L229 238L230 235L228 232H229V230H231V228H233ZM221 228H223V229H221ZM225 228H227L228 232L224 231V230H226ZM121 233L118 234L119 238L117 237L118 240H116V241L113 240V237L111 238V236H108L105 239H99L98 240V241H100V242H98V244L101 246H106V248H108V251H109V252H107L108 254L107 253L104 254V256H106V257L102 260V264H115L114 262L117 261V259H116L117 254L116 253H118V251H116V250L120 251V248L124 246L123 244H124L125 235H123V234H126L124 232V230H122ZM226 234L229 235V237ZM186 239L189 240V238H185V240ZM255 242H256V245H255ZM65 243L66 242L62 241V242H57L56 244H53L50 247H47V248L45 247L46 249L44 250V252H46L47 254H51V255L55 256V258L50 260L47 264H52V263L53 264H57V263L58 264H65V263L68 264L67 261L69 262V264H71V262L75 263L79 258L85 256L87 251L90 248H91L90 250H92V247L94 246L92 239L84 241L82 243H79V242L75 243L74 246L71 245L72 248L67 247L66 246L67 244H65ZM257 244H258V246H257ZM262 247H263V249H262ZM226 248H227V250H226ZM236 248L240 251H238ZM235 250H236V252H235ZM114 252H116V253H114ZM211 252L213 254H211ZM217 252H219V253H217ZM152 253H153L154 257H155V255L157 256V254H161L160 251L159 252L157 251V253L152 251ZM235 254H237V255H235ZM204 255H203V257H204ZM213 256H215L216 258ZM248 256H249V259L252 260V262H251V260L249 261ZM158 257H160V256L158 255ZM257 257H258V259H256ZM71 259H74V260L71 261ZM105 259H107V260H105ZM108 259H110L111 261ZM155 259H156V257H155ZM56 260L58 262H56ZM205 260H207V258H205L204 260H201V261H203L202 264H208L209 263V262L204 263ZM219 260H220V262L221 261L222 262L220 263ZM106 261H108V262H106ZM224 261H226L227 263H225ZM235 262H237V263H235Z\"/></svg>",
  "mask_w": 264,
  "mask_h": 264
}]
</instances>
